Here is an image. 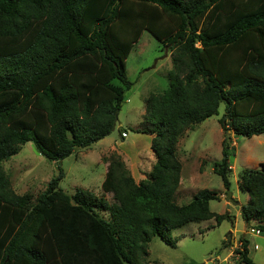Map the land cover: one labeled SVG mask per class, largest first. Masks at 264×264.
Returning <instances> with one entry per match:
<instances>
[{
  "label": "trees",
  "instance_id": "16d2710c",
  "mask_svg": "<svg viewBox=\"0 0 264 264\" xmlns=\"http://www.w3.org/2000/svg\"><path fill=\"white\" fill-rule=\"evenodd\" d=\"M144 32L172 61L167 90L149 94L141 121L151 172L136 182L109 157L101 190L112 203L65 193L61 169L35 198L17 194L2 163L23 145L56 163L112 133L132 86L126 60ZM221 105L212 170L228 191L231 135L264 134V0H0V264H148L154 237L174 247L171 233L189 223L232 222L210 211L215 191L175 200L178 139ZM237 188L249 196L242 219L264 234V164L242 169ZM235 256L254 264L245 238Z\"/></svg>",
  "mask_w": 264,
  "mask_h": 264
},
{
  "label": "rangeland",
  "instance_id": "374dc122",
  "mask_svg": "<svg viewBox=\"0 0 264 264\" xmlns=\"http://www.w3.org/2000/svg\"><path fill=\"white\" fill-rule=\"evenodd\" d=\"M171 67L169 49L144 32L126 60L127 77L132 86L125 94L126 101L121 102L112 133L90 148L77 150L56 163L38 153L32 143L23 145L18 154L2 163L13 190L35 198L45 191L61 169L64 178L59 188L62 191L72 195L77 189H83L112 203L111 194L101 190L105 165L111 156H118L124 162L136 182L145 179L155 163L150 149L152 137L141 133L145 102L150 93L167 90V73ZM223 114L224 106L221 105L218 115L194 125L178 139L176 155L182 169L175 200L178 205H186L200 190L215 191L220 198L210 202V211L216 215L229 214L232 222L224 220L217 225L212 219L189 223L171 233L170 237L177 241L174 247L154 237L148 245V264H235V251L242 238L248 242L251 261L264 264V234L250 233V229L257 230L259 224L250 222L247 225L242 219L240 206L247 203L249 196L237 188L242 169H258L264 164V134L252 138L231 135L234 156L230 160L228 191L238 205H229L227 190L212 170L213 164L221 159L224 135L219 121Z\"/></svg>",
  "mask_w": 264,
  "mask_h": 264
},
{
  "label": "water",
  "instance_id": "95a60500",
  "mask_svg": "<svg viewBox=\"0 0 264 264\" xmlns=\"http://www.w3.org/2000/svg\"><path fill=\"white\" fill-rule=\"evenodd\" d=\"M117 114H118V112L115 113V119H114L115 123L117 122V118H118ZM113 129H114V127H113ZM226 202L229 205H238V203H236V202L233 201V199H232L231 194L229 193V191H227Z\"/></svg>",
  "mask_w": 264,
  "mask_h": 264
},
{
  "label": "built area",
  "instance_id": "2783aa9c",
  "mask_svg": "<svg viewBox=\"0 0 264 264\" xmlns=\"http://www.w3.org/2000/svg\"><path fill=\"white\" fill-rule=\"evenodd\" d=\"M250 233L257 235V234H259V231H258V230H253V229H251V230H250Z\"/></svg>",
  "mask_w": 264,
  "mask_h": 264
},
{
  "label": "crops",
  "instance_id": "0c3cea01",
  "mask_svg": "<svg viewBox=\"0 0 264 264\" xmlns=\"http://www.w3.org/2000/svg\"><path fill=\"white\" fill-rule=\"evenodd\" d=\"M105 169H107V165H105ZM106 173V172H105ZM176 196H177V193H176ZM248 202V201H247ZM242 206V205H241ZM240 206V207H241ZM251 230V229H250ZM260 233V232H259ZM231 253H229L228 257L230 256Z\"/></svg>",
  "mask_w": 264,
  "mask_h": 264
}]
</instances>
